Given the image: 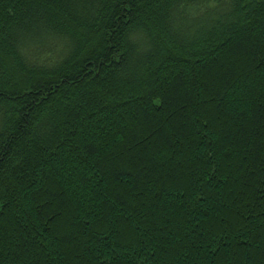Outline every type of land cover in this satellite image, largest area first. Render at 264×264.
<instances>
[{
    "label": "trees",
    "instance_id": "16d2710c",
    "mask_svg": "<svg viewBox=\"0 0 264 264\" xmlns=\"http://www.w3.org/2000/svg\"><path fill=\"white\" fill-rule=\"evenodd\" d=\"M0 264H264V0H0Z\"/></svg>",
    "mask_w": 264,
    "mask_h": 264
},
{
    "label": "snow or ice",
    "instance_id": "6c2138e0",
    "mask_svg": "<svg viewBox=\"0 0 264 264\" xmlns=\"http://www.w3.org/2000/svg\"><path fill=\"white\" fill-rule=\"evenodd\" d=\"M35 39L40 40L41 38L39 36H36ZM127 39L129 40L131 44L135 45L139 42L140 37L137 33L132 32L128 35Z\"/></svg>",
    "mask_w": 264,
    "mask_h": 264
}]
</instances>
